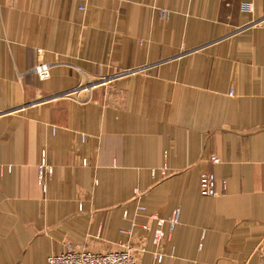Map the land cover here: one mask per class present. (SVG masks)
<instances>
[{"label": "crops", "instance_id": "obj_1", "mask_svg": "<svg viewBox=\"0 0 264 264\" xmlns=\"http://www.w3.org/2000/svg\"><path fill=\"white\" fill-rule=\"evenodd\" d=\"M138 202L182 210L158 264H264V0H0V264L116 248Z\"/></svg>", "mask_w": 264, "mask_h": 264}, {"label": "built area", "instance_id": "obj_2", "mask_svg": "<svg viewBox=\"0 0 264 264\" xmlns=\"http://www.w3.org/2000/svg\"><path fill=\"white\" fill-rule=\"evenodd\" d=\"M244 10H251L250 3L243 4ZM84 9V7H81ZM162 15L168 14L166 9L161 10ZM33 72L38 75L41 80H46L51 76V65L49 63H40L36 65ZM108 79L103 77L99 80L105 82ZM90 81L89 85L83 88L93 86ZM86 87V88H87ZM85 140L86 136H81ZM213 162H219L220 159L212 156ZM82 163L87 165L88 159L83 158ZM54 173V166L49 161V153L47 148H41L39 151V160L37 164V182L44 190L47 189L48 178ZM199 188L201 195L205 197H214L222 194L226 189V181L217 177L213 172L205 171L200 174ZM135 199H139L142 195L139 189H135ZM82 210V203L78 204ZM130 212L126 207L123 211V217L129 218ZM145 217V221H139L140 217ZM182 210L175 207L168 215L161 216L157 212H149L145 204L138 202L136 213L132 219L130 227L121 228L120 233L127 236V241L117 243V247L99 251L82 247L79 244H73L66 241L62 250L49 254L47 264H139V256L145 252L151 251L156 264L162 263L166 253L164 245L171 240L176 228L181 223ZM145 234H149V242L153 246L152 250L147 247L144 242Z\"/></svg>", "mask_w": 264, "mask_h": 264}, {"label": "rangeland", "instance_id": "obj_3", "mask_svg": "<svg viewBox=\"0 0 264 264\" xmlns=\"http://www.w3.org/2000/svg\"><path fill=\"white\" fill-rule=\"evenodd\" d=\"M108 81V80H107ZM84 82H86L85 84H81V85H79L78 86V88L77 89H75L73 92H71V93H69V92H65V94H63V95H66V94H68V95H73L74 97H79V98H81V97H83L84 95H86L85 93H87V91H89L88 93H90V91H91V89H93V88H91V87H85V88H83L85 85H87V83H90V81H86V80H84ZM106 82V81H105ZM89 85V84H88ZM82 91H86V92H82ZM71 97V96H70ZM38 183V182H37ZM41 188L43 189V187L41 186ZM44 190V189H43ZM45 191V190H44ZM118 248V247H117ZM99 251H105V250H99Z\"/></svg>", "mask_w": 264, "mask_h": 264}]
</instances>
